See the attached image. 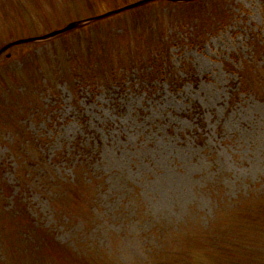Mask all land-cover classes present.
Wrapping results in <instances>:
<instances>
[{
	"label": "rangeland",
	"instance_id": "rangeland-1",
	"mask_svg": "<svg viewBox=\"0 0 264 264\" xmlns=\"http://www.w3.org/2000/svg\"><path fill=\"white\" fill-rule=\"evenodd\" d=\"M138 1L0 0V50L80 23L0 56V264H227L226 233L264 250V0L89 21Z\"/></svg>",
	"mask_w": 264,
	"mask_h": 264
},
{
	"label": "trees",
	"instance_id": "trees-1",
	"mask_svg": "<svg viewBox=\"0 0 264 264\" xmlns=\"http://www.w3.org/2000/svg\"><path fill=\"white\" fill-rule=\"evenodd\" d=\"M174 4H176V2H174ZM193 4L194 3H192V2H188V3H185V6H190ZM139 7H141V6H139ZM139 7H137V8L139 9ZM137 8L130 9V11H135V10H137ZM188 17L190 18V21L193 19V18H191L192 16H188ZM250 46L252 47V49L250 50V57L246 63H248L251 67L247 66V68L251 71V72L250 71L249 72L252 73L253 75L260 74L258 72L259 70L257 69L258 67L255 65L259 64V58L260 57H258L259 56L258 53H260L261 51H264V47L258 46V45L255 46V44H252V45L250 44ZM259 49H261V50H259ZM154 61H156V62L159 61L160 63H162V60L160 58H157ZM160 63H158V64H160ZM157 68H158V66L153 67L152 71L154 72V74L157 73V71H156ZM233 71L240 76V85H239L238 90L236 92H233L234 96H238L239 94H242L245 92L248 93L249 91H251L250 83L248 82L247 77H246L245 68H242L240 70L234 69ZM84 77H85L84 82L89 80L88 83H90V84H86V85L90 86L91 85V79H93L92 75L91 74H85ZM80 83H82V79L80 80ZM23 143H24L23 145L25 147V149H24L25 153H27V154H29V147L30 146L34 145V146H38L39 148L41 146L40 139H27ZM34 168H35V166H34ZM74 182L75 183H72L73 184L72 186H76L77 181H74ZM83 182L85 184H87V186H89V187L94 186L93 180H89V178H84ZM79 199L83 200L82 198H79ZM9 212L14 216H18L17 213L22 214L21 216L23 218H25L26 220H28L27 227L28 226L32 227L33 222L31 221V219H30L31 216L26 211V208L16 209L15 207H13L11 209V211H9ZM20 223L24 224L21 220H20ZM257 230L258 231H264V228H261L260 230H259V228H257ZM26 232L21 231V234H25V237H29V238H31V240H33V238H34L35 244L38 243L39 246L43 245L44 248H48L49 246L56 248L55 247L56 244L54 243V240L53 239L50 240L44 234H40V235L38 234L37 238H36L33 236L30 237V235H28L29 233H26ZM236 235L239 238L238 240L234 239L233 236H230L229 233H226L222 237H217L213 243V247L215 248V250L211 251L212 256L216 257L217 259H221L222 261L227 262V264H264V255H262L264 253V250H261V251L257 250V247L250 245L251 243L254 244L253 242L248 243V242L244 241L245 239L241 234H236ZM46 240H49L50 242H52V244ZM60 251L63 254L66 253V254H70V255L75 256L74 254L69 252L67 249L66 250L63 249ZM76 262H78V260L74 259L71 262V264H75ZM1 264H3V260H1ZM181 264H183V263H181Z\"/></svg>",
	"mask_w": 264,
	"mask_h": 264
},
{
	"label": "water",
	"instance_id": "water-1",
	"mask_svg": "<svg viewBox=\"0 0 264 264\" xmlns=\"http://www.w3.org/2000/svg\"><path fill=\"white\" fill-rule=\"evenodd\" d=\"M153 1H155V0H141V1L135 2L133 4H130L128 6H125L123 8L106 12L105 14H102V15H99V16H97L95 18H92L89 21L102 20V19L111 17V16H113L115 14H119V13H121L123 11H127V10H130V9H134V8H137L139 6L148 4V3L153 2ZM167 1H171V2L178 3V2H190V1H194V0H167ZM79 25H80V23H71L68 26H66L65 28L60 29V30H57L55 32H52V33H50V34H48L46 36H43V37H39V38H28V39L17 40L15 42H12V43L7 44L6 46H4L0 50V56L3 53H5L8 49H10L11 47H13V46H16V45H19V44H25V43H30V42L41 41V40H46V39H49V38H53V37H56L58 35L64 34V33L68 32L70 30H73V29L77 28Z\"/></svg>",
	"mask_w": 264,
	"mask_h": 264
}]
</instances>
